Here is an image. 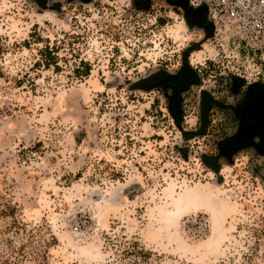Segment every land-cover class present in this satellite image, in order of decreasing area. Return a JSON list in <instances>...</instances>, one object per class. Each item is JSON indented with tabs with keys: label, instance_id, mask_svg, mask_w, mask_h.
Returning a JSON list of instances; mask_svg holds the SVG:
<instances>
[{
	"label": "rangeland",
	"instance_id": "374dc122",
	"mask_svg": "<svg viewBox=\"0 0 264 264\" xmlns=\"http://www.w3.org/2000/svg\"><path fill=\"white\" fill-rule=\"evenodd\" d=\"M205 11L0 0V264L264 262V55Z\"/></svg>",
	"mask_w": 264,
	"mask_h": 264
},
{
	"label": "built area",
	"instance_id": "2783aa9c",
	"mask_svg": "<svg viewBox=\"0 0 264 264\" xmlns=\"http://www.w3.org/2000/svg\"><path fill=\"white\" fill-rule=\"evenodd\" d=\"M189 11L205 8V21L264 55V0H186ZM239 45V44H238Z\"/></svg>",
	"mask_w": 264,
	"mask_h": 264
},
{
	"label": "trees",
	"instance_id": "16d2710c",
	"mask_svg": "<svg viewBox=\"0 0 264 264\" xmlns=\"http://www.w3.org/2000/svg\"><path fill=\"white\" fill-rule=\"evenodd\" d=\"M45 50L46 51H44L43 53H45L46 57L44 58L43 65L47 68L49 66H53L55 70H59V66L57 63V59H58L57 56L52 51H50L48 49V47H46ZM90 71H91L90 65L87 62L81 60V61H79L78 66L75 67L73 74H74L75 78L80 79V78L87 77L90 74ZM179 118H181V117H179L178 115L175 116V123L176 124H180ZM263 235H264V228H262V229L260 228V230H256L253 232V236H255L257 239H259V237H261ZM263 246H264V244H263ZM259 247H260L259 242H256L255 249H252L253 250L252 253H250L249 256H246L247 264H252L253 259L257 255L256 251ZM126 249H129V250H124L122 252V256L124 259L128 258L129 256L130 257H136L139 259L145 258V253L143 252L142 249L138 248L137 243L128 244V247ZM134 264H136V263L134 262ZM261 264H264V262Z\"/></svg>",
	"mask_w": 264,
	"mask_h": 264
},
{
	"label": "water",
	"instance_id": "95a60500",
	"mask_svg": "<svg viewBox=\"0 0 264 264\" xmlns=\"http://www.w3.org/2000/svg\"><path fill=\"white\" fill-rule=\"evenodd\" d=\"M178 5L184 10H188L186 0H178Z\"/></svg>",
	"mask_w": 264,
	"mask_h": 264
}]
</instances>
